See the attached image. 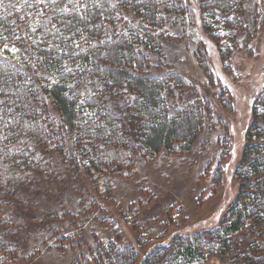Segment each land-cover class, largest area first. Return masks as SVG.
Segmentation results:
<instances>
[{
    "label": "trees",
    "instance_id": "16d2710c",
    "mask_svg": "<svg viewBox=\"0 0 264 264\" xmlns=\"http://www.w3.org/2000/svg\"><path fill=\"white\" fill-rule=\"evenodd\" d=\"M197 3L203 30L230 73L227 61L240 41L253 37L254 16L243 20L242 0ZM185 12L180 0H0V264H16L23 252L19 221L10 213L29 209L32 185L56 181L60 163L68 176L83 171L95 180L119 176L157 153L191 152L207 102L194 97L168 106L166 96L180 95L186 84L150 61L160 54L155 31ZM195 54L231 112L225 87ZM124 95L130 100L119 106L115 100ZM225 156L222 149L212 186L221 183ZM234 178L238 191L218 227L177 236L140 264H208L212 257L221 264H264V88L252 105ZM93 258L135 264L138 254L108 242Z\"/></svg>",
    "mask_w": 264,
    "mask_h": 264
},
{
    "label": "rangeland",
    "instance_id": "374dc122",
    "mask_svg": "<svg viewBox=\"0 0 264 264\" xmlns=\"http://www.w3.org/2000/svg\"><path fill=\"white\" fill-rule=\"evenodd\" d=\"M242 1L243 20L250 19L251 13L255 30L252 38L240 41L239 49L231 53L230 73L203 30L197 0H180L185 15L169 16L155 31L160 54L150 56V61L158 60L160 73L170 70L186 84L180 95L166 96L168 106L194 97L207 102L191 152L157 153L119 176L95 180L94 173L83 171L68 176L66 164L60 163L56 181L32 185L36 189L29 195V209L9 212L18 218L16 239L23 249L16 264H95L96 249L108 242L132 246L138 254L135 264H140L154 247L168 245L177 236L218 227L238 191L235 167L252 105L264 88V6L261 0ZM124 18L138 22L127 12ZM195 52L225 87L223 96L229 95L231 112L223 109L219 90L198 66ZM126 96L115 100L119 106L130 100ZM222 149L226 156L220 162L221 183L215 187L212 173ZM208 264L221 262L212 257Z\"/></svg>",
    "mask_w": 264,
    "mask_h": 264
},
{
    "label": "snow or ice",
    "instance_id": "6c2138e0",
    "mask_svg": "<svg viewBox=\"0 0 264 264\" xmlns=\"http://www.w3.org/2000/svg\"><path fill=\"white\" fill-rule=\"evenodd\" d=\"M39 2H43V0H39ZM53 2H54V0H53ZM79 2V0H67V3L68 4H73V5H75L76 3H78ZM257 2L259 3L260 2V0H257ZM64 11H67V9H64ZM68 71H71L70 69H67Z\"/></svg>",
    "mask_w": 264,
    "mask_h": 264
}]
</instances>
